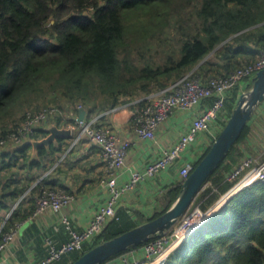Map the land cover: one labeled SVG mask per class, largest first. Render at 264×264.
Wrapping results in <instances>:
<instances>
[{
    "label": "trees",
    "instance_id": "16d2710c",
    "mask_svg": "<svg viewBox=\"0 0 264 264\" xmlns=\"http://www.w3.org/2000/svg\"><path fill=\"white\" fill-rule=\"evenodd\" d=\"M262 50L264 0H0V136L20 126L34 95L58 92L62 102L54 99L57 104L52 105L66 111L73 105L76 113L80 105L86 119H91L119 106L122 96L135 97L138 91L149 94L193 69L205 78L227 74L254 61ZM209 54L222 62L215 63L212 57L203 61ZM96 89L103 98L94 95ZM46 103L34 109L51 105ZM236 103L234 96L228 100L230 113ZM56 119L59 126L76 123L74 118ZM250 132L247 124L210 175L195 201L203 210L234 184L228 181V173L254 154L252 144L246 143ZM46 133L39 128L35 139ZM64 142L60 137L48 147H38L37 157L31 160L30 142L13 152H0V209L9 214L16 205L9 217L0 216V243L5 233L30 214L22 213L27 195L34 196L36 210V199L44 188L66 190L57 186L52 174L38 181L64 151ZM261 150L264 153V145ZM17 165L21 171L26 168L28 175L13 179L14 186H9L11 180L1 173ZM183 182L162 195V210L145 221L173 205ZM138 225L122 210L82 251L53 264H71L90 248ZM163 264H264V182L233 195L170 252Z\"/></svg>",
    "mask_w": 264,
    "mask_h": 264
},
{
    "label": "built area",
    "instance_id": "2783aa9c",
    "mask_svg": "<svg viewBox=\"0 0 264 264\" xmlns=\"http://www.w3.org/2000/svg\"><path fill=\"white\" fill-rule=\"evenodd\" d=\"M263 69L264 50L254 61L241 65L227 74L212 75L205 78L197 75L193 69L167 86L139 99L137 103L141 101L145 103L141 107L135 108L131 125L136 135L144 140H155L157 129L164 125L176 110L193 111L195 117L188 130L180 136L178 141L164 149L160 157L150 160L142 170L133 171L129 181L123 184L118 183L113 173L124 166L131 150L132 141L122 139L111 129L98 125L99 119L108 112L82 121H78L77 118L76 123L68 127L79 129L76 141L88 137L101 146L103 159L107 169L111 172L110 176L104 175L101 178V183L108 187L110 195L105 204L96 211L91 225L85 231H77L72 220L68 216H64L61 221L67 227L71 239L66 243L56 245L52 239L48 238L46 241L48 245L47 257L40 262L29 264H53L71 252L82 251L85 248L84 244L100 234L107 226L119 205L120 199L126 192L132 190L141 181L153 178L173 165L182 156L186 148L195 142L199 134L209 129L212 122L220 118L226 124L231 114L227 108L229 94L246 80L253 79ZM206 102H208L207 106L201 109L200 105ZM79 108H81L80 105ZM120 108H112L110 112ZM66 112L64 108L58 105H50L27 112L25 119L16 130L0 136V152L10 144L22 145L35 139L39 128H43L45 124L57 117L64 118ZM195 166V162H189L180 169L179 174L183 181L190 175ZM227 179L234 184L222 194L216 204L224 197L229 199L246 187L257 182H264V159L257 161L252 155L247 156L228 173ZM207 185L208 183L204 188ZM73 199L74 196L64 189L44 188L36 199V212L40 213L49 209L55 212L65 210L70 206ZM194 204L196 203L192 204L187 213L171 229L152 238L141 247L132 249L117 259L109 260L104 264H163L169 251L187 239L220 207V204L218 206L215 204L207 210H203L200 203ZM14 209L15 207L12 208L7 217L11 215ZM18 228L19 224H16L14 228L4 234L0 243L1 251L5 250L10 241L17 236Z\"/></svg>",
    "mask_w": 264,
    "mask_h": 264
},
{
    "label": "crops",
    "instance_id": "0c3cea01",
    "mask_svg": "<svg viewBox=\"0 0 264 264\" xmlns=\"http://www.w3.org/2000/svg\"><path fill=\"white\" fill-rule=\"evenodd\" d=\"M212 55L210 57H212L211 60L213 62H222ZM250 82L246 80L231 92L227 98V104L228 100L232 99L233 96L235 97V102H237L243 90H249L248 86ZM207 104L208 102L200 105L201 109L206 107ZM135 108L136 104H133L129 105L127 109L121 107L116 111L110 112L108 110L106 111L108 113L103 115L98 121V125L111 129L122 139L132 141L131 150L124 166L113 173L119 184L129 181L133 171L142 170L150 160L160 157L164 149L178 141L180 136L188 130L195 117L193 111L176 110L168 118L167 122L157 129L155 140H144L136 135L131 125ZM79 112L76 113L71 108L66 112L64 119H76ZM263 119L264 101L256 108V112L248 123L250 124L251 132L247 137L246 143L252 144L251 147L254 154L263 153L261 149L264 145V139L255 141V135L260 132L263 133L264 137V132L261 131L263 129V125L261 124ZM56 120L55 118L45 124L43 129L46 130L50 126L49 124H57L55 123ZM72 125L73 123H69L68 125L64 122L60 123V127L65 126L66 128H70L68 126ZM224 126L225 122L220 118L212 122L209 129L200 133L195 142L186 148L182 156L173 165L155 177L141 181L132 190L126 192L120 199L111 220L116 218L118 212L123 210L127 215V219L140 225L146 222L145 220L155 212L161 211L163 208L161 203L162 195L178 182L183 181L179 174L180 169L186 163H196L202 157L201 154L211 146V143H213ZM76 134L77 129L73 132L74 136ZM73 135L71 137H63L65 138L63 144L64 151L59 154L48 171L42 172V176L38 180L40 181L45 176L52 174L57 186L69 190L74 196L72 203L62 211L55 212L49 209L37 213L34 208V196L31 199L27 195L24 199L26 202L22 208V213L30 214L18 223L17 236L10 241L9 246L5 250H0V264H29L44 260L48 255V245L46 243L48 238L52 239L56 245H61L71 239L67 227L61 221L64 216H68L72 220L73 226L77 231H85L91 225L96 211L108 199L110 192L108 187L101 183V178L104 175L110 176L111 172L107 169V165L103 159L101 146L91 141L88 137L76 141ZM24 144H10L1 152H13ZM29 152L31 155L30 160L37 157V153L34 154L33 147ZM23 162L22 160L20 161L21 164ZM19 165L13 167L11 171L5 169L1 173L9 181L11 180L10 184L8 183L9 186H14L15 182L13 179L28 175L26 168H21L23 170L21 171ZM4 179L6 180V178ZM14 207L16 208V205ZM7 214L4 209H0V216Z\"/></svg>",
    "mask_w": 264,
    "mask_h": 264
},
{
    "label": "water",
    "instance_id": "95a60500",
    "mask_svg": "<svg viewBox=\"0 0 264 264\" xmlns=\"http://www.w3.org/2000/svg\"><path fill=\"white\" fill-rule=\"evenodd\" d=\"M263 101L264 69L253 77L251 88L239 97L237 105L232 110L225 126L215 138L207 153L184 180L181 192L173 205L155 219L146 221L129 231L90 248L71 264H103L115 254L125 251L131 246L145 243L149 239L160 236L171 229L191 208L207 184L210 175L226 157L244 127L251 120L256 108ZM85 119L86 110L81 107L78 121ZM49 125L46 128L47 135L45 137L29 141L33 145L34 154L37 153L40 146L48 147L51 142H55L59 137H71L73 135L71 128L60 127L58 124Z\"/></svg>",
    "mask_w": 264,
    "mask_h": 264
},
{
    "label": "rangeland",
    "instance_id": "374dc122",
    "mask_svg": "<svg viewBox=\"0 0 264 264\" xmlns=\"http://www.w3.org/2000/svg\"><path fill=\"white\" fill-rule=\"evenodd\" d=\"M156 51V50H155ZM135 52H137V51H135ZM210 55L211 54H209L203 61H206L209 57H210ZM136 56V55H135ZM251 85H252V83H250ZM248 90H246V91H244L243 90V93H245V92H247ZM153 92H155V91H153ZM94 95L96 96H99L100 98H103L104 97V94H102L101 93V91L100 90H97L96 89V93H94ZM145 92H142V91H138V93L135 95V97H125V96H122L121 97V104L119 105V106H117V107H124L125 109H127V107H129V105H133V104H136L137 103V101L139 100V99H141V98H143V97H145ZM33 98L35 99L34 101H32L33 103L30 105V106H28V107H25L26 108V110H28V112H31V111H34V110H36V109H34V108H36V107H41V105L42 104H44L45 102H47L48 104H57V102L54 100V99H57L58 100V103H61L62 101H61V96L60 95H58V92H54L53 90H50V91H47V93H46V96H43V95H38V96H33ZM15 100H18V96H16L15 98H14V101ZM133 100V101H132ZM125 101H130L129 103H124ZM46 103V104H47ZM79 105V104H78ZM78 105H77V107H78ZM43 106V105H42ZM72 107L74 108L75 106H73L72 105ZM71 107V108H72ZM82 107V106H81ZM25 108H23V109H25ZM133 108V107H132ZM124 109V110H125ZM110 110H112V108L110 109ZM78 117L76 116V119H77ZM75 119V120H76ZM75 123H73V125H74ZM262 125H263V129H261V131L262 132H264V119H263V121H262V123H261ZM2 124H0V126H1ZM66 125H68V124H66ZM75 129H77V134L74 136L73 135V138H74V140L77 138V136H78V133H79V129L78 128H74V129H72V132H74V130ZM264 137H263V133H258L257 135H255V141H257V140H262ZM257 161H260V160H263L264 159V153H262V154H254V155H252ZM226 202L225 201H223L222 202V204H220L219 206H222L223 204H225ZM197 204V203H196ZM196 204H194V205H196ZM191 211V210H190ZM175 249V248H174ZM173 249V250H174ZM173 250H170L169 251V253L170 252H172ZM168 253V254H169ZM168 256V255H167Z\"/></svg>",
    "mask_w": 264,
    "mask_h": 264
},
{
    "label": "bare ground",
    "instance_id": "6f19581e",
    "mask_svg": "<svg viewBox=\"0 0 264 264\" xmlns=\"http://www.w3.org/2000/svg\"><path fill=\"white\" fill-rule=\"evenodd\" d=\"M227 198H223L220 202H218L217 204H216V206H218L219 204H221L223 201H225Z\"/></svg>",
    "mask_w": 264,
    "mask_h": 264
}]
</instances>
